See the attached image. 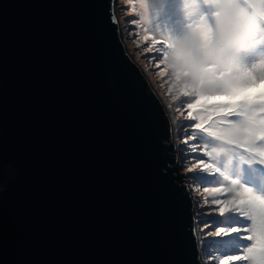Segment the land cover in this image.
Returning a JSON list of instances; mask_svg holds the SVG:
<instances>
[{"label":"water","instance_id":"obj_1","mask_svg":"<svg viewBox=\"0 0 264 264\" xmlns=\"http://www.w3.org/2000/svg\"><path fill=\"white\" fill-rule=\"evenodd\" d=\"M116 0H0V264H198L174 106Z\"/></svg>","mask_w":264,"mask_h":264},{"label":"rangeland","instance_id":"obj_2","mask_svg":"<svg viewBox=\"0 0 264 264\" xmlns=\"http://www.w3.org/2000/svg\"><path fill=\"white\" fill-rule=\"evenodd\" d=\"M151 1L161 11L156 10L152 14L151 20L156 16L157 19L163 21L162 24H159L156 20L157 23L154 24L151 20L143 22L139 19L137 15L139 0H117V5H112V7L114 14L118 16L122 40L141 62L147 81L174 106V125L182 146L184 182L185 186L191 189L192 195L195 196L194 210H198L197 217L200 216L196 221L198 226L197 239L200 245L194 244L195 249L200 251L201 254L205 253L202 260L203 264H220V261L229 255H242L247 242L243 239L244 234L242 232H232L219 236H212L211 233L218 228H243L250 226V222L245 217L235 221L229 218L224 222L220 221L219 224L214 221L210 222L212 218L227 216V213L220 215L216 212L214 210L216 206L213 202L220 199L231 200L235 197L239 185L233 186L231 180L237 179L239 181L240 167L250 165L249 175L252 173L255 176L256 173L253 171H256L258 166V179H248L243 184L247 186V183L250 182L257 185L260 190L264 188V165L258 162H253L252 165L247 163L249 160L264 159V156L260 155L261 152H264V141L257 142L255 145L245 144L241 134L227 135L222 131L223 125L215 123L216 120L223 119L235 121L240 119L239 117L214 116L212 121L205 119V127L212 128L213 131L221 130L219 134L222 139L210 137L193 127L201 121L191 119L189 112L198 116L204 114L199 109H187L185 107L188 103H193L196 97L194 95L185 97L181 94L180 88L177 87L166 66V45L154 43V41H167L168 36L182 29L187 23L183 16L182 0ZM159 27L161 31L156 32V28ZM146 36L149 39L146 40ZM259 47L260 51L264 52V43ZM241 57L242 61L250 64L256 60L257 54L243 53ZM161 72L164 74L161 75ZM224 99L223 97H211L206 101H201V103L212 105ZM193 136L198 137L200 142L194 140ZM197 153L203 157L202 161L195 159ZM205 164H211L213 167L205 168ZM246 174V170H241L242 179L245 178ZM217 187H223L225 191L214 193L205 190ZM191 207L190 205L189 212L192 213ZM207 218L210 221L204 220ZM209 238H212L213 242L205 243ZM202 240L204 241L201 242ZM207 258L208 262H206ZM232 264L250 263L235 261Z\"/></svg>","mask_w":264,"mask_h":264},{"label":"clouds","instance_id":"obj_3","mask_svg":"<svg viewBox=\"0 0 264 264\" xmlns=\"http://www.w3.org/2000/svg\"><path fill=\"white\" fill-rule=\"evenodd\" d=\"M149 7L146 4L145 10ZM182 11L187 23L167 37L170 46L165 49L166 66L177 87L188 85L205 91L213 88L226 96L264 104V52L259 47L264 43V0H182ZM114 17L118 20L117 14ZM243 53H255L257 58L248 64L242 61ZM254 172L258 174V166ZM185 189L189 206H192L193 240L199 246L196 221L200 216L197 217L198 210H194L195 196L187 186ZM257 196L264 195L257 193ZM229 218L235 221L243 217L227 212L226 217L204 220L219 224ZM257 222L259 255L256 264H264V199L258 204ZM210 242L212 238L205 243ZM196 253L198 264H203L205 253L197 250Z\"/></svg>","mask_w":264,"mask_h":264},{"label":"snow or ice","instance_id":"obj_4","mask_svg":"<svg viewBox=\"0 0 264 264\" xmlns=\"http://www.w3.org/2000/svg\"><path fill=\"white\" fill-rule=\"evenodd\" d=\"M142 8H146V4H141ZM149 39V37H145ZM154 43L170 46V40L167 41H154ZM165 53V59H166ZM211 70V66H209ZM167 71V69H165ZM164 73L161 72V75ZM175 80V79H174ZM176 83V80H175ZM181 94L185 97L194 95L196 100L193 103H188L185 105L187 109H199L204 115H193L189 112V117L193 120H199L201 122L193 125L195 129L200 130L202 133L208 134L210 137L216 139H222L219 134L221 130L213 131L212 128L205 127V119L207 121H212L213 117H239L235 121L232 120H216L217 125H223V133L227 135L239 133L243 136V143L255 145L257 142L264 141V104L252 102L250 100L241 99L238 96L224 95L222 92H217L213 88L208 90H201L192 88L188 85H183L180 87ZM249 95H255V93H249ZM211 97H223L224 100L209 105L207 103H201V101H206ZM191 135V134H190ZM193 139L198 143L199 138L193 136ZM248 150V149H246ZM195 151V149H193ZM264 156V152L260 153ZM195 159L202 161L203 157L197 153ZM253 162H258L264 165V159L259 160H249L248 164ZM205 168H212L213 165L205 164ZM231 184L233 186L239 185V190L235 192V197L231 200H215L213 203L216 206L215 211L220 215L227 212L239 213L242 217H245L250 222V226H245L243 228L234 227L231 229L218 228L215 232H212V236H219L221 234H229L232 232H242L243 239L247 242L244 246V253L242 255H229L220 261V264H232L235 261H250L251 264H256V258L259 255V246L257 242V235L259 230V224L257 222V209L259 201L264 199V196H257V192L253 190L252 187L246 186L240 183L237 179H232ZM206 191H211L214 193H223L225 189L223 187L205 189ZM208 235V233H207Z\"/></svg>","mask_w":264,"mask_h":264},{"label":"bare ground","instance_id":"obj_5","mask_svg":"<svg viewBox=\"0 0 264 264\" xmlns=\"http://www.w3.org/2000/svg\"><path fill=\"white\" fill-rule=\"evenodd\" d=\"M112 1V0H111ZM149 4L150 7L147 9V11L145 10V8H142L141 7V4ZM161 4H163V2H161ZM155 3H153L151 0H139L138 2V5H137V15L139 17V19L143 20V22H146V21H149L151 20V16L152 14L156 11V10H159L160 9L155 5ZM153 7H154V10H153ZM112 11H113V7H112ZM161 12V11H160ZM113 14H114V11H113ZM155 20L159 23V24H162L163 21H161L160 19H157V17H153L152 18V22L154 24H156L157 22H155ZM161 31L160 30V27L159 28H156V32H159ZM121 36V35H120ZM122 38V36H121ZM241 176V175H240Z\"/></svg>","mask_w":264,"mask_h":264}]
</instances>
